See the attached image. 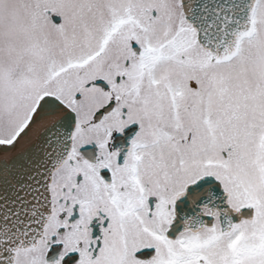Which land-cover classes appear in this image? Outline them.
Returning a JSON list of instances; mask_svg holds the SVG:
<instances>
[{
  "label": "snow or ice",
  "instance_id": "snow-or-ice-1",
  "mask_svg": "<svg viewBox=\"0 0 264 264\" xmlns=\"http://www.w3.org/2000/svg\"><path fill=\"white\" fill-rule=\"evenodd\" d=\"M0 264H264V0H0Z\"/></svg>",
  "mask_w": 264,
  "mask_h": 264
}]
</instances>
